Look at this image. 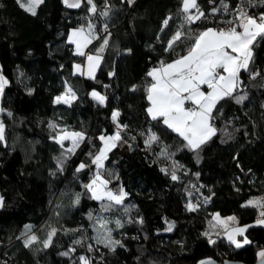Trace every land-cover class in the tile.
Instances as JSON below:
<instances>
[{
  "label": "trees",
  "instance_id": "trees-1",
  "mask_svg": "<svg viewBox=\"0 0 264 264\" xmlns=\"http://www.w3.org/2000/svg\"><path fill=\"white\" fill-rule=\"evenodd\" d=\"M94 2L96 15L84 0L80 8L44 0L33 16L18 0H0V75L8 81L0 98L5 126V140L0 142V264H81V256L91 264H197L205 257L254 263L264 250V226L255 224L259 207L248 203L264 202V38L254 42L250 71L242 70L233 97L214 109L217 134L194 152L162 119L152 120L146 111L147 88L153 82L147 72L185 54L190 43L184 40L165 51L182 23V0ZM106 4L111 11L102 17L99 11ZM197 4L205 17L186 26L193 34L234 19L238 5H246L249 15L264 12L258 0ZM213 7L219 11L212 13ZM168 17L172 20L161 31ZM89 23L99 39H93L86 53H96L108 40L94 78L76 71L75 64H82L85 56L77 55L68 41L70 29L88 31ZM68 88L76 98L70 104L54 103ZM93 91L106 102L99 104ZM236 96L245 99L237 103ZM113 111L119 112L116 121ZM117 125L127 127L120 131L122 142L104 161L110 173L105 178L113 191L123 188L128 195L123 205L104 211L105 202L93 199L84 185L91 179L90 170L95 172L91 159L102 144L99 137L113 135ZM62 129L84 134L74 154L62 155L70 143L65 141L62 148L53 139ZM153 133L158 142L146 146ZM165 151L167 156L161 155ZM58 160H63L62 170ZM80 163L89 167L77 172ZM174 166L179 177L175 181L161 171L167 168L170 173ZM189 203L199 207L189 211ZM215 213L252 225L245 233L251 243L241 248L231 244L210 223ZM101 218L109 222L112 240L120 241L114 250L97 243L98 232L104 231ZM116 220L123 226L117 228ZM165 221L176 225L170 234H161ZM51 228L57 234L44 248L42 241ZM31 234L39 240L26 247L24 240ZM71 248L75 251L62 255Z\"/></svg>",
  "mask_w": 264,
  "mask_h": 264
},
{
  "label": "snow or ice",
  "instance_id": "snow-or-ice-1",
  "mask_svg": "<svg viewBox=\"0 0 264 264\" xmlns=\"http://www.w3.org/2000/svg\"><path fill=\"white\" fill-rule=\"evenodd\" d=\"M44 2V0H28L27 4L20 3L19 6L26 12L36 15V10ZM89 5V11L96 15L98 8L94 0H84ZM129 4L134 3V0H127ZM250 2V0H249ZM259 3H264V0H258ZM63 3L68 8H80L82 0H63ZM224 10L227 11L228 6L223 5ZM195 9V12L192 10ZM111 8L105 5V10L99 11L102 17H108ZM212 13L219 11L216 7L212 8ZM180 14L183 17L182 23L178 26L174 34L167 40L165 51H172L174 47L181 41L188 40L190 43L186 47V52L171 62H160L159 67H153L147 72V76L152 79V83L147 88V100L149 107L146 109L148 115L152 120L162 119L163 124L172 131L179 134L180 137L186 141V147L194 152L206 144L213 136L217 134V129L214 127L215 120L214 109L217 104L226 97H233L238 87L241 84L240 74L243 71H250L249 64L252 59V46L257 38H264V12L259 16L249 15L246 5H238L235 10L234 19L227 21L228 27L225 28H207L203 31L193 34L191 29L186 27L196 23V21L205 17V13L200 10L197 0H182ZM172 17L166 18L162 22L161 31H164L168 26ZM107 29V25L104 26ZM95 26L89 23L87 26V34L83 27L75 29L68 37L69 42L75 45L76 54L86 56L87 60V75L94 78L96 68L99 66L102 59V54L105 47L108 45V40L104 39L103 44L96 50V54H87L84 49L92 44L93 39H99L94 35ZM239 29V30H238ZM76 71H81L82 66L77 64L74 66ZM256 73H253L255 75ZM8 81L0 75V94L3 93L4 86ZM207 88V91L204 88ZM136 86H133L135 90ZM92 97L99 103L104 104L106 97L100 93L93 91ZM76 98L75 93L71 88L66 89V93L55 98L54 103L70 104ZM237 103L242 102L244 96L235 97ZM186 104L192 105L186 107ZM3 111V109H0ZM11 115V113H9ZM119 116L118 111H113L112 119L116 121ZM50 128H56L57 125L49 124ZM127 126L117 125V131L111 136L101 135L99 139L103 142V146L99 149L95 156H92L91 164L95 166V172L90 182L84 187L91 193V197L97 201L105 202L102 204L104 211H109L114 206L123 205L124 199L128 195L123 188L118 191L109 189L110 181L105 179L106 171L104 170V161L108 158L107 154L118 142H122L120 131ZM84 134L80 132H69L67 129H62L53 139L64 147L65 141H70L71 146L65 149V153L74 154L76 149L84 140ZM135 139V137H133ZM5 140V126L0 122V142ZM159 138L153 133L145 140L146 146H151L153 142H158ZM91 156L92 154L89 153ZM161 155L167 156V152H162ZM58 165L63 166V160H58ZM89 167L84 163H80L76 171ZM161 171L171 175L172 180H178L175 166L169 173L167 168H162ZM80 202V195H76L75 203ZM207 202V198L205 200ZM249 204L264 209V202L249 201ZM3 204V197H0V206ZM189 211H195L199 204L187 205ZM125 212L128 208L124 209ZM260 218L257 219V224H264V210L259 213ZM91 219V215L89 216ZM212 220L215 222L213 228L217 226L223 227V232L228 241L236 248H241L248 245L251 241L245 235L247 229L252 225L235 226L237 224L235 216H230L221 219L219 213L213 215ZM143 221L141 220L140 223ZM167 224L166 231H171L173 222L165 221ZM98 223L103 232H98L96 237L97 243H103L106 247L113 250L118 240H112V229L108 228V221L101 218ZM212 223V222H210ZM117 228L122 227L120 220L115 221ZM27 232H31V226H26ZM56 228H51L47 234V238L42 241L43 247L48 248L52 242L53 237L57 234ZM70 231H77L72 229ZM205 235H208L205 233ZM242 237V239H237ZM39 237L35 234L27 235L24 240L26 247L31 246L37 242ZM81 240L74 241L75 244H81ZM209 243H216L214 240H209ZM91 251V245L88 246ZM75 251L71 248L69 251L62 253L68 256L70 252ZM258 256L264 264V250L259 251ZM81 264H91L90 260L81 256L79 258ZM200 264H213L210 260L201 261Z\"/></svg>",
  "mask_w": 264,
  "mask_h": 264
},
{
  "label": "rangeland",
  "instance_id": "rangeland-1",
  "mask_svg": "<svg viewBox=\"0 0 264 264\" xmlns=\"http://www.w3.org/2000/svg\"><path fill=\"white\" fill-rule=\"evenodd\" d=\"M73 30H75V29H73ZM72 30V31H73ZM71 31V32H72ZM86 33H87V31H85ZM71 34V33H70ZM69 41V40H68ZM85 52H86V50H85ZM87 54H93V55H95L96 53H87ZM75 65H77V64H75ZM79 65H81L82 66V72H83V74L84 75H87L86 73H87V60H86V56H85V58H84V60L82 61V64H79ZM97 69V68H96ZM96 71V70H95ZM78 72V71H77ZM81 72V71H80ZM88 76V75H87ZM66 93V90H64L63 92H62V94H65ZM62 94H60V95H57L56 97H58V96H61ZM0 98H1V94H0ZM0 109H2V106H1V101H0ZM0 113H2L1 111H0ZM69 132H76V131H70V130H68ZM107 136H111V135H107ZM67 142H69L70 143V146H71V142L70 141H67ZM103 146V142H102V144H101V146L99 147V149L101 148ZM99 149H98V151H99ZM98 151H97V153H98ZM121 152L122 153H125V148L123 147L122 149H121ZM108 155V154H107ZM96 170V169H95ZM105 178V177H104ZM106 179V178H105ZM91 180V179H90ZM90 180H89V182H90ZM88 182V183H89ZM108 187H109V185H108ZM109 189H111L110 187H109ZM112 190V189H111ZM193 205H196V203H194ZM262 210H264V209H262V208H260L259 207V211H262ZM220 215V214H219ZM232 216H234V215H232ZM220 217H221V219H225V218H227V217H230V216H223V215H220ZM258 218H260V216L258 217ZM237 220V219H236ZM256 221H257V219L255 220V224H257L256 223ZM238 222V221H237ZM215 222L213 221L212 222V224H214ZM258 225H261V226H264V224H258ZM231 227H235V226H242V225H240L239 223H238V225L237 224H231L230 225ZM245 226V225H244ZM215 230L216 231H221V232H223V227L222 226H217V227H215ZM223 234H224V232H223ZM226 236V235H225ZM238 238V237H237Z\"/></svg>",
  "mask_w": 264,
  "mask_h": 264
},
{
  "label": "water",
  "instance_id": "water-1",
  "mask_svg": "<svg viewBox=\"0 0 264 264\" xmlns=\"http://www.w3.org/2000/svg\"><path fill=\"white\" fill-rule=\"evenodd\" d=\"M172 222V221H171ZM165 226H166V228H167V224L165 223ZM175 224H174V222H173V228H172V230L169 232V231H166V230H164V231H162L161 232V234L163 233V234H167V233H172L173 231H174V229H175ZM204 260H210V261H212L213 262V264H262V262H261V258H258L254 263H244V262H242V261H240V260H230V259H223V261H218V260H216L214 257H205V258H202L200 261H198V263L197 264H200V262L201 261H204Z\"/></svg>",
  "mask_w": 264,
  "mask_h": 264
},
{
  "label": "built area",
  "instance_id": "built-area-1",
  "mask_svg": "<svg viewBox=\"0 0 264 264\" xmlns=\"http://www.w3.org/2000/svg\"><path fill=\"white\" fill-rule=\"evenodd\" d=\"M227 27H228L227 22H223V24H220V23L215 24V28H217V29H219V28H225L226 29ZM186 107H191V106H189V104H186ZM89 174H90V176L92 178V176L94 174V171L90 170Z\"/></svg>",
  "mask_w": 264,
  "mask_h": 264
},
{
  "label": "crops",
  "instance_id": "crops-1",
  "mask_svg": "<svg viewBox=\"0 0 264 264\" xmlns=\"http://www.w3.org/2000/svg\"><path fill=\"white\" fill-rule=\"evenodd\" d=\"M72 30H73V29H70V31H69V32L71 33V31H72ZM238 30H239V29H238ZM70 33H69V35H70ZM85 33H86V32H85ZM86 34H87V33H86ZM68 37H69V36H68ZM74 48H75V45H74ZM85 50H86V49H84V51H85ZM75 52H76V49H75ZM79 73H80L81 75H83V72H82V70H81V72L79 71ZM204 90H205V91H207V88H206V86H205ZM149 106H150V105H149ZM189 106H192V105H190V104H189ZM0 122H1V121H0Z\"/></svg>",
  "mask_w": 264,
  "mask_h": 264
}]
</instances>
